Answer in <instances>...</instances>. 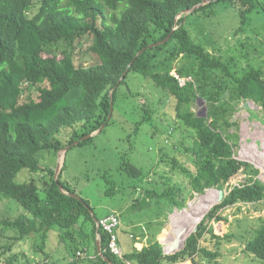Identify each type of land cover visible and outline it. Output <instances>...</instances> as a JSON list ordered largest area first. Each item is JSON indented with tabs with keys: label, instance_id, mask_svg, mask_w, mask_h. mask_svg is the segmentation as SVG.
<instances>
[{
	"label": "trees",
	"instance_id": "1",
	"mask_svg": "<svg viewBox=\"0 0 264 264\" xmlns=\"http://www.w3.org/2000/svg\"><path fill=\"white\" fill-rule=\"evenodd\" d=\"M204 1L210 3L179 17ZM232 11L238 14L239 23L225 32ZM255 12L264 15L260 0H40L38 5L35 0H0V194L24 210L15 218L0 217L2 231L13 230L19 234L18 240L34 236L41 257L38 264H50L46 246L53 231H59L60 243L74 244L66 245L70 264H109L98 254V236L103 254L114 264H177L197 255L207 264H223L220 249L233 239L243 243L246 253L264 261L263 217L256 228L222 237L207 224L208 220L226 221L219 215L223 209L264 204L260 172L235 158L233 148L239 136L230 133L238 126L233 118L242 102L253 101L264 112V67L248 64L242 68L238 57L218 56L207 48L217 46L229 33H244L254 22ZM194 15L204 21L203 26L196 23L193 28L202 34L200 42L191 33L189 19ZM219 15L224 18L214 21ZM87 37L92 38L89 50L99 63L76 66V43ZM242 49L246 50L244 45ZM258 52L264 55L263 47L261 52L254 48L242 57L249 59ZM174 72L186 80L184 85ZM131 74L152 80L166 93L165 101L154 96L153 108L144 107L140 124L152 121L157 105L170 99L175 103L176 119L170 130L185 128L190 140L187 145L172 146V153L174 148H184L185 159L170 158L161 150L162 162L170 172L157 182L161 192L143 189L144 197L183 210L194 193L204 194L213 188L225 191L223 202L212 208L197 235L190 236L184 249L174 255L164 254L156 233L142 249H124L123 258L114 256L108 250L110 235L102 227L98 229L90 203L62 193L55 180L56 170L43 164V153L57 157L61 150L103 126L101 133L105 131L112 123L119 90ZM199 99L207 103L206 117L193 110ZM188 162L193 163L192 168ZM65 168L64 163L59 183L65 192L77 194L64 179ZM120 170L133 180H142L145 174L127 157H123ZM24 171L30 174L28 180H21ZM176 175L187 178L189 186L174 182ZM105 178L109 185L106 194L115 195L116 183ZM134 189L139 188L135 185ZM211 207L193 216L189 215L194 209L186 216L181 212L173 226L175 235L184 227L189 228L185 237L190 235ZM206 232L217 240L214 250L199 246ZM174 237L167 239V247ZM23 257L29 262V257ZM17 259V255L11 256L6 263L15 264Z\"/></svg>",
	"mask_w": 264,
	"mask_h": 264
},
{
	"label": "rangeland",
	"instance_id": "2",
	"mask_svg": "<svg viewBox=\"0 0 264 264\" xmlns=\"http://www.w3.org/2000/svg\"><path fill=\"white\" fill-rule=\"evenodd\" d=\"M39 1L35 0L37 5ZM260 1L264 3V0ZM36 10L35 7L34 12ZM229 17L232 18L228 21L225 32H231L234 26L239 23V16L236 12L232 11ZM223 18L219 15L213 20ZM252 19L254 22L244 33L237 36L229 33L227 38L220 39L217 46H208L207 48L218 56L238 57L239 65L242 68L248 64L255 66L262 64L264 67V55L260 56L259 52L251 55L249 59L242 57L243 54L252 52L254 48L260 52L262 47L264 49V15L255 12ZM189 23L191 24L190 28L193 25L191 33L195 41H202V34L198 29L193 30V28L196 23L203 26V19H198L194 15L190 17ZM209 23L211 22L207 24ZM91 44V37L81 39L76 43L74 53L76 66L91 67L99 63V58L89 50ZM242 45L246 48L245 51L242 49ZM154 96H157L156 100L163 99L165 101L166 99V93L158 89L152 80L141 75L131 74L127 83L119 90L112 123L106 127L103 133L95 135L93 142L71 148L65 158L64 179L75 188L81 198L90 203L97 218L102 220L111 212L120 215L122 226L118 229L117 235L124 247L123 250L126 249L129 252L134 250L135 241L138 242L136 248L141 249L142 246L149 244L156 233L163 249L167 248V239L175 236L173 224H176L181 212L185 211L186 216L191 209H194V213L189 215L193 216L214 205L198 221L197 230L195 227L191 232V236L197 235L199 225L212 208L219 205L217 204V190H219L217 188L209 189L204 194L194 193L183 210L174 208L165 201L147 200L144 197L143 189L157 188L161 192V186L157 185V182L160 181L161 175L170 172V168L162 162L161 150L164 149L169 153L170 158L175 156L177 159H185L184 148L173 147L175 153H172V146L174 143L187 145L190 141L185 128L170 130L176 120L173 100L167 99V102L162 106H158V104L153 120L140 124L145 115L144 107L153 108L152 99L155 98ZM245 103L247 101L238 106L233 118L238 126L232 128L230 133H236L239 136V141L234 145L233 150L237 160L247 162L259 170L258 179L264 183V112L254 102L250 104L251 108L245 109ZM206 108H208L207 103L196 102L193 110L197 114H204ZM138 124H140L139 128ZM169 132H172V135ZM45 155L44 166H50L56 170L59 155L56 157L50 153H43L42 157ZM123 157H127L129 161L144 170L145 174L142 180H133L127 173L120 170ZM188 166L192 168L193 163L188 162ZM155 173L158 176L155 177ZM22 174L21 180L29 179L30 174H27L26 171ZM106 176L109 181L116 183L117 191L113 196L106 194L109 188ZM174 182L185 183L189 186V180L184 176L176 175ZM135 185L139 189H134ZM21 213H24L22 207L6 195L0 194V217L2 219L15 218ZM219 215H222L226 221L208 220V229L212 227L214 234L221 237L227 234H241L245 233V230L260 225L258 221L260 218H264V204L257 206L236 205L221 210ZM18 235L11 229L2 231V225H0V264H7L6 259L15 255L18 257L15 264H38L41 257L36 253L37 241L35 237L18 240ZM135 237L140 239H135ZM216 243L217 240L212 239V236L206 232L200 239L199 246L214 250ZM66 245L73 246L74 244L67 242ZM66 245L60 243L59 231L50 233L46 246V250L50 254V264H70L71 256ZM244 249L243 243L238 240L233 239L230 243L224 242L220 249L222 253L220 262L223 264H264V261L246 253ZM23 256L29 257V262ZM194 260L200 264H207V261L198 255L187 262L177 264H194ZM164 264L172 263L165 262Z\"/></svg>",
	"mask_w": 264,
	"mask_h": 264
},
{
	"label": "water",
	"instance_id": "3",
	"mask_svg": "<svg viewBox=\"0 0 264 264\" xmlns=\"http://www.w3.org/2000/svg\"><path fill=\"white\" fill-rule=\"evenodd\" d=\"M209 3H210L209 1H204L203 3H201V4H199V5L195 6V7H193V8L190 9V10H186L184 13L180 14L179 17H180L181 15H183V14H186V15H187V14H190V13H192V12L198 10L199 8L205 6V5L209 4ZM169 39H170V37H169L167 40H165V41H163V42H161V43L167 42ZM150 47H152V46H150ZM123 79H124V77H123ZM111 97H112V96H111ZM198 102H200V103H205V101H204L203 99H199ZM251 103H253V102L250 101V102L245 103V104H244V108H245V109H249V108H251V107H250V104H251ZM206 109H207V108H206ZM112 110H113V107H112V109H111V112H112ZM204 111H205L204 114H198V116H199V117H206V116H207V112H206L207 110H204ZM233 122H235V120H233ZM103 129H104V126H103L99 131H97L96 133H94V134H92V135H90V136H87V137L81 139L80 141L75 142L74 144H72V146H69V147H67V148H64L63 150H61V151L58 153V155H59V162H58V167L56 168L55 180H56V182H57V184H58V186H59V188H60V191H61L62 193L66 194V195H69V196H71V197H73V198H76V199H78V200H82V198H81L78 194H75V193H68V192H65V191H64L63 187H62L61 184L59 183V175H60V173H61V171H62V169H63L64 163H65L66 154H67V152L70 150V148L73 147V146H77V145L80 144L81 142H83V141H85V140H87V139H89V138H91V137H93V136H95V135H97V134H100L101 131H102ZM62 156L64 157L63 162H62V159H61ZM217 191H218L217 204H221V203L223 202L224 198H225V191H224V190H217ZM90 210H91L92 215H94L93 210H92L91 208H90ZM95 220H96V223H97V227H98V229H99V228H100L99 221H98L97 218H95ZM195 230H197V227L195 228ZM188 231H189V228H188V227H184V228H182L180 231H178V232L176 233L175 237L171 240V242H170V244L168 245V247H167V248H164V254H165V255H174V254H177L178 252L182 251V250L184 249L185 245H186V242H187L188 238L191 236V234H190V235H187V237H185V234H186ZM161 244H162V243H161ZM141 249H142V247H141ZM97 251H98V254L100 255V257H101L103 260H105V261L108 262L109 264H114L109 258H107V257L103 254L102 247H101V237H100V236H98V239H97Z\"/></svg>",
	"mask_w": 264,
	"mask_h": 264
},
{
	"label": "built area",
	"instance_id": "4",
	"mask_svg": "<svg viewBox=\"0 0 264 264\" xmlns=\"http://www.w3.org/2000/svg\"><path fill=\"white\" fill-rule=\"evenodd\" d=\"M184 81L181 80V85H184ZM100 227L103 228L105 232L110 235V240L108 244V250L119 258H123V249L120 246L119 238L117 235L118 229L122 226V219L119 214L112 212L107 215L105 218L100 220ZM82 253H78V256H81Z\"/></svg>",
	"mask_w": 264,
	"mask_h": 264
},
{
	"label": "crops",
	"instance_id": "5",
	"mask_svg": "<svg viewBox=\"0 0 264 264\" xmlns=\"http://www.w3.org/2000/svg\"><path fill=\"white\" fill-rule=\"evenodd\" d=\"M111 213H112V212H111ZM105 217H106V216H105ZM121 219H122V218H121ZM173 226H174V224H173ZM135 239H140V238H139V237H135ZM137 243H138L137 241L134 242V246H135V247H137ZM122 246H123V245H122ZM143 247H144V246H142V248H143Z\"/></svg>",
	"mask_w": 264,
	"mask_h": 264
},
{
	"label": "clouds",
	"instance_id": "6",
	"mask_svg": "<svg viewBox=\"0 0 264 264\" xmlns=\"http://www.w3.org/2000/svg\"><path fill=\"white\" fill-rule=\"evenodd\" d=\"M174 74H175V76H176L180 81L183 80L184 83H186V80L179 78V76H177V73L174 72ZM247 102H250V101H247ZM99 222H100V221H99Z\"/></svg>",
	"mask_w": 264,
	"mask_h": 264
},
{
	"label": "bare ground",
	"instance_id": "7",
	"mask_svg": "<svg viewBox=\"0 0 264 264\" xmlns=\"http://www.w3.org/2000/svg\"><path fill=\"white\" fill-rule=\"evenodd\" d=\"M61 159H62V162H63V160H64V159H63V156H62V158H61Z\"/></svg>",
	"mask_w": 264,
	"mask_h": 264
}]
</instances>
